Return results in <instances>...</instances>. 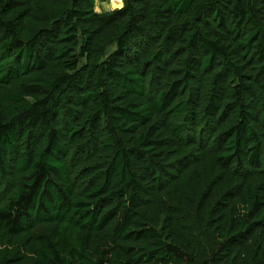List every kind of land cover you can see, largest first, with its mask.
Segmentation results:
<instances>
[{"label": "trees", "instance_id": "1", "mask_svg": "<svg viewBox=\"0 0 264 264\" xmlns=\"http://www.w3.org/2000/svg\"><path fill=\"white\" fill-rule=\"evenodd\" d=\"M105 1L0 0V264H264V0Z\"/></svg>", "mask_w": 264, "mask_h": 264}, {"label": "rangeland", "instance_id": "2", "mask_svg": "<svg viewBox=\"0 0 264 264\" xmlns=\"http://www.w3.org/2000/svg\"><path fill=\"white\" fill-rule=\"evenodd\" d=\"M114 0H106L105 2H98L96 3V10L98 12H111L112 10H114V8L112 7V5ZM42 10L45 11L46 13H57V11H59L61 9V5H52V6H41ZM116 9V8H115ZM37 27V26H35ZM7 179L6 180H0V202L4 201L5 198H7V194L5 193V191L7 190L6 184H7Z\"/></svg>", "mask_w": 264, "mask_h": 264}, {"label": "clouds", "instance_id": "3", "mask_svg": "<svg viewBox=\"0 0 264 264\" xmlns=\"http://www.w3.org/2000/svg\"><path fill=\"white\" fill-rule=\"evenodd\" d=\"M112 7L115 8H123L124 7V0H117V3L113 4Z\"/></svg>", "mask_w": 264, "mask_h": 264}, {"label": "bare ground", "instance_id": "4", "mask_svg": "<svg viewBox=\"0 0 264 264\" xmlns=\"http://www.w3.org/2000/svg\"><path fill=\"white\" fill-rule=\"evenodd\" d=\"M113 3H114V4H115V3H117V0H114V2H113Z\"/></svg>", "mask_w": 264, "mask_h": 264}]
</instances>
